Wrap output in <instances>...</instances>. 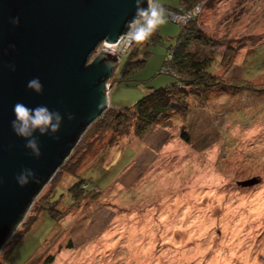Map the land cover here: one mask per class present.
<instances>
[{"label":"rangeland","instance_id":"1","mask_svg":"<svg viewBox=\"0 0 264 264\" xmlns=\"http://www.w3.org/2000/svg\"><path fill=\"white\" fill-rule=\"evenodd\" d=\"M204 1L192 13L209 42L192 41L190 50L212 57L231 89L203 103L190 94L185 114L171 112L141 134L88 133L76 171L44 185L2 245L0 264H32L58 246L51 264H264V0ZM159 2L179 14L180 0ZM170 15L149 41L117 55L109 106H130L175 80L160 71L184 23ZM129 58L145 60L120 77ZM78 176L91 187L79 205L68 190ZM53 204L67 211L60 220L41 212Z\"/></svg>","mask_w":264,"mask_h":264},{"label":"water","instance_id":"2","mask_svg":"<svg viewBox=\"0 0 264 264\" xmlns=\"http://www.w3.org/2000/svg\"><path fill=\"white\" fill-rule=\"evenodd\" d=\"M135 13V0H0V249L87 127L109 106L107 81L119 59L106 47L92 55L101 42H116ZM33 78L43 85L41 93L27 88ZM17 102L44 105L63 117L57 133H34L39 157L12 130ZM25 168L36 173L38 183L18 184Z\"/></svg>","mask_w":264,"mask_h":264},{"label":"trees","instance_id":"3","mask_svg":"<svg viewBox=\"0 0 264 264\" xmlns=\"http://www.w3.org/2000/svg\"><path fill=\"white\" fill-rule=\"evenodd\" d=\"M201 1L203 0H180L179 5L172 8V10L177 12H185L187 10L193 9ZM214 1L216 0L204 1L205 6H210ZM196 19L197 15L193 14L186 22L181 24V29L178 32L177 40L170 48L171 56L170 58H166L160 69V71H162L164 66H168L170 68L168 73H171L175 80L171 83L153 88L145 92L144 95L138 98L130 106L122 108L113 106L107 107L103 114L97 117L87 127L75 147L72 149L68 158L54 173L49 181L53 180L57 173L63 170L71 173L76 171L78 166L77 163L81 157V155L76 156V153L82 147V144L80 145V143L85 141L84 138L89 135L88 133L91 131L95 129L98 130L99 128H101L100 130H106L109 128L111 131L115 130L116 132L114 131V134L117 133V135L125 134L129 132V130L141 134L146 126L157 123L162 118L168 116L171 112L177 110L180 114H185V109L189 108L190 94L195 96L197 101L203 103L208 93L216 90L227 91L231 89L233 86L232 79H222L216 75V72L213 70L212 57H198L193 51L190 50L192 41H198L201 43L209 42L207 34L198 26ZM144 60L145 59L142 58L138 59L137 61H133L129 58L120 72V77H123V74L131 69L132 65L130 64L136 63L138 61L142 62ZM181 135L184 137L186 136L184 135L183 130L181 131ZM89 142L90 140H88V142L85 144ZM54 189H56V187ZM90 189L91 187H89L87 180L83 178V176H80L77 180L70 184L68 188L70 192L69 197L76 199L75 202L77 201L79 205V201L87 197V193ZM51 194L52 192L48 194H46V192L42 193V196H47L44 197L48 203L53 202L55 199L50 197ZM41 210V212H46L55 221L58 219L60 220L61 217L63 218L67 212L66 210L65 212L59 207H56L55 204L44 207ZM30 217H32L30 221L34 218L36 219V217H33V215ZM30 221L27 222V224L30 223ZM29 226L30 225H26L25 228H28ZM19 235L22 236V233L20 232ZM71 246L72 242L69 240L65 247L70 248ZM58 250L59 246L57 250H53V252L48 251V253L44 256L42 253H40L35 257V259H33L32 264L53 263Z\"/></svg>","mask_w":264,"mask_h":264},{"label":"clouds","instance_id":"4","mask_svg":"<svg viewBox=\"0 0 264 264\" xmlns=\"http://www.w3.org/2000/svg\"><path fill=\"white\" fill-rule=\"evenodd\" d=\"M145 0H135V16L126 21L127 31L120 37V43L117 48L120 50L131 47L133 44H142L151 39L160 26L168 22L170 14H166L165 8L159 0H146L147 7H144ZM11 23L19 24V17L13 18ZM110 39L109 36L105 37ZM11 47H15L11 45ZM111 54H115L116 49L109 48ZM110 65V64H109ZM14 70V66H11ZM27 88L34 90L36 93L43 91V85L39 78L31 79ZM15 119L11 121L12 130L19 137L26 140L25 147L31 149L32 155L39 157L41 155L38 139L34 133L39 131L41 135L52 133L55 134L60 130L63 117L58 111H51L47 106L39 105L35 108H29L21 102H17L13 107ZM68 119H74L72 114ZM58 138V137H57ZM18 184L23 187L30 182H39L36 173L29 168L22 170L16 177Z\"/></svg>","mask_w":264,"mask_h":264},{"label":"built area","instance_id":"5","mask_svg":"<svg viewBox=\"0 0 264 264\" xmlns=\"http://www.w3.org/2000/svg\"><path fill=\"white\" fill-rule=\"evenodd\" d=\"M197 6V5H196ZM179 14H171L170 16V18L173 20V21H175V22H177V19L179 18L182 22H186L192 15H193V13H192V9L191 10H187V11H185V12H178ZM126 31H127V29H126ZM125 31V32H126ZM124 32V33H125ZM124 33H122L119 37H118V39H117V41L116 42H114V43H109V42H106V41H103V42H101L102 44H103V47H106V48H111V49H116V51H115V53L117 54V55H121L122 53H124V52H126L130 47H128V48H126V49H123V50H120V49H118L117 48V45L120 43V37L124 34ZM168 57L170 58V56H171V52L169 53L168 52ZM162 71L163 72H169L170 71V68L168 67V66H164L163 68H162Z\"/></svg>","mask_w":264,"mask_h":264},{"label":"bare ground","instance_id":"6","mask_svg":"<svg viewBox=\"0 0 264 264\" xmlns=\"http://www.w3.org/2000/svg\"><path fill=\"white\" fill-rule=\"evenodd\" d=\"M214 94V93H213ZM96 149V148H95ZM98 149V148H97ZM56 211H57V209H56ZM61 212V211H60ZM199 214V213H198ZM227 215V214H226ZM191 216V215H190ZM189 216V217H190ZM222 216H224V215H222ZM195 217V216H194ZM192 218H193V216H192ZM203 218H205V217H203ZM204 220V219H203ZM197 221V220H196ZM207 221V220H206Z\"/></svg>","mask_w":264,"mask_h":264}]
</instances>
